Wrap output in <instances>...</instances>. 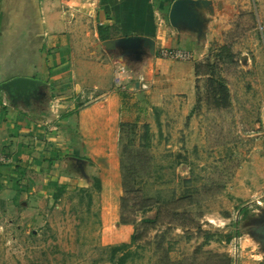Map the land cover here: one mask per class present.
Masks as SVG:
<instances>
[{
    "label": "rangeland",
    "instance_id": "374dc122",
    "mask_svg": "<svg viewBox=\"0 0 264 264\" xmlns=\"http://www.w3.org/2000/svg\"><path fill=\"white\" fill-rule=\"evenodd\" d=\"M213 9L188 62L228 99L195 71L176 89L145 70L148 90L125 97L117 153L90 164L100 189L35 202L39 218H21L20 203L15 216L4 211L0 264H114L115 216L130 226L126 243L135 237L126 264H264V0Z\"/></svg>",
    "mask_w": 264,
    "mask_h": 264
},
{
    "label": "crops",
    "instance_id": "0c3cea01",
    "mask_svg": "<svg viewBox=\"0 0 264 264\" xmlns=\"http://www.w3.org/2000/svg\"><path fill=\"white\" fill-rule=\"evenodd\" d=\"M174 1L0 0V153L9 161L0 167V214L15 216L20 203L21 218H39L35 202L56 203L72 186L91 189L98 178L90 164L117 153L125 97L143 91L145 70L167 74L176 89L193 77L194 62L160 55L182 49L193 57L200 46L169 24ZM126 37L138 42L102 47ZM118 64L134 79L125 92L114 87ZM14 79L34 85L5 90ZM116 217L114 234L126 243L130 226ZM101 218L105 226L104 211Z\"/></svg>",
    "mask_w": 264,
    "mask_h": 264
},
{
    "label": "water",
    "instance_id": "95a60500",
    "mask_svg": "<svg viewBox=\"0 0 264 264\" xmlns=\"http://www.w3.org/2000/svg\"><path fill=\"white\" fill-rule=\"evenodd\" d=\"M213 13V4L210 0H175L170 6L167 19L173 28L179 31H188L195 35L197 39H200L204 36V28L209 22L208 17H213ZM136 42H138L137 38L126 37L103 43L102 47L106 50L114 49L116 45H124L129 48L135 45ZM33 85L34 81L29 79H14L4 83L3 88L5 90L11 88L20 90L28 89Z\"/></svg>",
    "mask_w": 264,
    "mask_h": 264
},
{
    "label": "trees",
    "instance_id": "16d2710c",
    "mask_svg": "<svg viewBox=\"0 0 264 264\" xmlns=\"http://www.w3.org/2000/svg\"><path fill=\"white\" fill-rule=\"evenodd\" d=\"M202 67L200 66H195V76L196 78H199L200 76H207L208 79L212 80V84L215 88L214 91V96L216 98H224V99H228V93H227V89L225 88V86L221 83L220 80H218L217 78L214 77V75H212V72H207V73H203ZM93 187L97 190L100 189V180L99 179H94V184ZM150 209V207H148ZM143 212L146 211L145 208L142 209ZM142 222H146V223H156L157 219L154 218L153 220H142ZM121 224L125 225V222H121ZM208 238V237H207ZM230 241V237L227 238V242ZM135 242V237L132 236L131 237V243H122L118 246H114L111 248V262H114L115 257L120 254V256L115 260L114 264H126L127 260L129 259L130 256H132V252L129 250L130 249V245L132 243Z\"/></svg>",
    "mask_w": 264,
    "mask_h": 264
},
{
    "label": "built area",
    "instance_id": "2783aa9c",
    "mask_svg": "<svg viewBox=\"0 0 264 264\" xmlns=\"http://www.w3.org/2000/svg\"><path fill=\"white\" fill-rule=\"evenodd\" d=\"M161 57L174 61H187L191 59V55L185 52L182 49H171V50H163L160 53ZM131 72L127 70L123 65L118 64L114 69L113 82L115 89L120 91L126 90L127 86H129L130 82L134 79L130 77ZM139 87L141 90H148V85L142 81H140ZM9 163L8 158L0 153V167L5 166Z\"/></svg>",
    "mask_w": 264,
    "mask_h": 264
},
{
    "label": "flooded vegetation",
    "instance_id": "af4514ba",
    "mask_svg": "<svg viewBox=\"0 0 264 264\" xmlns=\"http://www.w3.org/2000/svg\"><path fill=\"white\" fill-rule=\"evenodd\" d=\"M258 231L261 232L262 230H259V229H258L257 232H258ZM263 231H264V230H263ZM260 232H258V234L261 235V236L264 238V232H263V233H260Z\"/></svg>",
    "mask_w": 264,
    "mask_h": 264
}]
</instances>
